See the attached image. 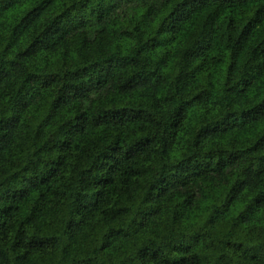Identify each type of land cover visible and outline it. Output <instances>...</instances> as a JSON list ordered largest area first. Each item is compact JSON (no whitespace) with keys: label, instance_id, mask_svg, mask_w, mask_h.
<instances>
[{"label":"trees","instance_id":"16d2710c","mask_svg":"<svg viewBox=\"0 0 264 264\" xmlns=\"http://www.w3.org/2000/svg\"><path fill=\"white\" fill-rule=\"evenodd\" d=\"M0 264H264V0H0Z\"/></svg>","mask_w":264,"mask_h":264}]
</instances>
